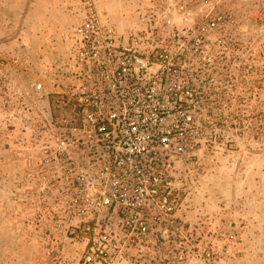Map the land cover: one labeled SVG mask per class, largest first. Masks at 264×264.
<instances>
[{
  "label": "built area",
  "instance_id": "obj_1",
  "mask_svg": "<svg viewBox=\"0 0 264 264\" xmlns=\"http://www.w3.org/2000/svg\"><path fill=\"white\" fill-rule=\"evenodd\" d=\"M80 4L68 71L35 86L52 105L37 149L42 193L80 245L75 264H183L190 168L220 124L260 103L259 67L210 0H174L127 31L102 22L94 0Z\"/></svg>",
  "mask_w": 264,
  "mask_h": 264
},
{
  "label": "rangeland",
  "instance_id": "obj_2",
  "mask_svg": "<svg viewBox=\"0 0 264 264\" xmlns=\"http://www.w3.org/2000/svg\"><path fill=\"white\" fill-rule=\"evenodd\" d=\"M210 1L232 15L229 25L259 67L260 103L220 124L219 142L190 168L179 213L187 238L183 264H264V0ZM94 4L102 22L127 31L173 9L174 0ZM186 9L199 20L198 4ZM82 12L80 0H0V264L78 261L80 245L57 225L37 175L40 127L52 105L35 86L50 87L55 74L68 71L70 34Z\"/></svg>",
  "mask_w": 264,
  "mask_h": 264
}]
</instances>
